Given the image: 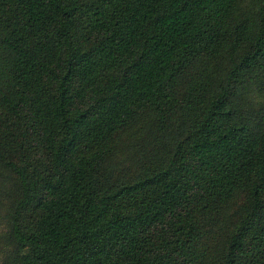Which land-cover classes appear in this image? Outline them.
<instances>
[{
  "label": "trees",
  "instance_id": "16d2710c",
  "mask_svg": "<svg viewBox=\"0 0 264 264\" xmlns=\"http://www.w3.org/2000/svg\"><path fill=\"white\" fill-rule=\"evenodd\" d=\"M0 264H264V0H0Z\"/></svg>",
  "mask_w": 264,
  "mask_h": 264
}]
</instances>
